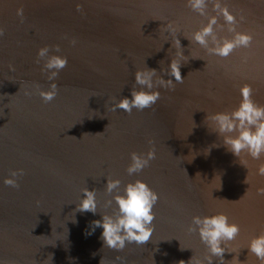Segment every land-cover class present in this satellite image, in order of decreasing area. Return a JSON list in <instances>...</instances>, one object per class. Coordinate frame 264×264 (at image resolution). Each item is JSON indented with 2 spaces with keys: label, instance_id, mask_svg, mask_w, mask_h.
<instances>
[{
  "label": "water",
  "instance_id": "1",
  "mask_svg": "<svg viewBox=\"0 0 264 264\" xmlns=\"http://www.w3.org/2000/svg\"><path fill=\"white\" fill-rule=\"evenodd\" d=\"M221 3L236 18L250 19L248 26L237 21L236 29L253 36L249 47L226 58L190 41L207 18L187 0H0L4 264H121L117 257L124 264H188L192 256L209 255L198 233L188 231L192 217L216 213L240 225L226 245L233 253H224L225 264H260L247 246L264 232V194L257 191L264 188L257 172L264 154L234 156L206 117L233 110L244 84L264 105V0ZM207 11L216 14L211 3ZM218 22L223 25L218 36L231 38L223 16ZM176 38L188 60L181 64L183 82L159 89L151 108L112 111L115 102L130 96L138 68H155L157 77L169 78L171 59H180ZM44 46L68 58L55 81L42 71L44 60L37 62ZM51 83L58 94L44 102L38 90ZM151 149L155 159L130 176L131 153ZM20 169L18 187L6 185L5 178ZM106 178L120 179L121 190L139 178L159 194L155 231L145 245L127 244L117 252L103 245L102 228L85 234L102 214H115V203L106 205L112 199ZM85 187L96 191L95 214L76 210ZM219 259L213 257V264Z\"/></svg>",
  "mask_w": 264,
  "mask_h": 264
},
{
  "label": "clouds",
  "instance_id": "2",
  "mask_svg": "<svg viewBox=\"0 0 264 264\" xmlns=\"http://www.w3.org/2000/svg\"><path fill=\"white\" fill-rule=\"evenodd\" d=\"M188 6L200 16L206 17L207 22L194 31L190 41H194L204 48L210 55L226 58L237 48H247L251 45L253 36L249 32L237 31L236 16L223 6L221 0H187ZM212 4L216 14L209 15L207 9ZM79 11V8L77 9ZM18 15H23V10H18ZM223 16L227 30L233 33L231 38L219 37L218 28H223L218 22V17ZM244 19L243 16L240 17ZM166 31L170 34L175 32L172 25H168ZM2 35V29H0ZM185 38L188 39L187 36ZM76 44L75 38L70 41ZM176 45L181 49L177 53L180 59L172 58L168 67V79L157 77L155 68H138L135 71L134 85L131 88L130 96H123L114 103L112 111L123 110L129 114L133 109L143 111L151 108L160 98L161 88L174 89L176 83H182L184 77L181 75V64L186 62L179 38H176ZM55 53L60 51L59 45L55 46ZM38 60H44L43 72H47V79L55 81L60 70L68 63L67 56L53 54L49 46L38 49ZM245 58V62H246ZM174 78V80H173ZM44 102H51L58 94V86L51 83L48 90H38ZM240 102L231 111H219L207 115L213 130L222 138L223 145L234 156L240 157L241 153H247L254 159H259L264 154V105L256 103L252 99L251 85L244 84L240 87ZM155 159V150L151 149L146 154L131 153V162L127 167V173L132 176L141 173L150 162ZM258 174L264 176V164L258 170ZM23 169L13 170L4 183L12 187H18V177L23 176ZM105 191L112 196L106 202L107 206L113 203L116 205L114 215L102 214V219L91 222L90 230L86 235L94 234L96 228H102L100 239L103 245L117 252L123 251L127 244L145 245L152 238L155 231L154 207L158 202L159 194L142 179L129 181L121 190V180L106 178ZM247 183V178L246 181ZM258 193L264 194V188L257 189ZM76 210L84 213L95 214L98 210L96 191L85 187L82 190L81 199ZM189 232L198 233L201 242L208 249L209 255L201 259H193L188 264H213V257L220 258L219 264H225L224 253L227 250L228 242L235 240L240 232V225L234 221L230 222L225 213L212 215H196L192 217L188 226ZM250 253L254 254L260 264H264V232L254 236L248 246ZM183 249V248H182ZM238 253L233 256L238 259ZM117 260L124 262L121 258ZM0 264H4L0 260ZM183 264L185 262L183 261Z\"/></svg>",
  "mask_w": 264,
  "mask_h": 264
},
{
  "label": "bare ground",
  "instance_id": "3",
  "mask_svg": "<svg viewBox=\"0 0 264 264\" xmlns=\"http://www.w3.org/2000/svg\"><path fill=\"white\" fill-rule=\"evenodd\" d=\"M236 20L239 22V23H242L243 21L246 22V25L248 26L249 25V18H244L243 20H241L240 18H236Z\"/></svg>",
  "mask_w": 264,
  "mask_h": 264
}]
</instances>
